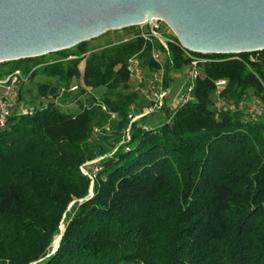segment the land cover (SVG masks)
Segmentation results:
<instances>
[{
    "label": "trees",
    "instance_id": "trees-1",
    "mask_svg": "<svg viewBox=\"0 0 264 264\" xmlns=\"http://www.w3.org/2000/svg\"><path fill=\"white\" fill-rule=\"evenodd\" d=\"M169 37L165 87L171 70L188 64L187 52L208 60L191 97L164 105L166 118L147 127L145 115L130 121L131 103L141 102L129 89L127 60L136 54L143 67L156 68L152 49L164 46L139 28L98 47L84 40L0 63V75L16 67L31 78L45 75L37 97H50L0 126V264H264V49L199 53ZM219 77L227 78L222 96L235 105L251 91L262 118L237 106L218 110ZM75 78L82 83L73 92ZM101 85L97 100L82 99L88 86ZM55 97L76 103L61 107ZM94 101L119 119L117 143L91 177L82 165L90 172L93 163L85 162L108 152L106 136L90 139Z\"/></svg>",
    "mask_w": 264,
    "mask_h": 264
},
{
    "label": "water",
    "instance_id": "water-1",
    "mask_svg": "<svg viewBox=\"0 0 264 264\" xmlns=\"http://www.w3.org/2000/svg\"><path fill=\"white\" fill-rule=\"evenodd\" d=\"M152 17L164 20L189 51L264 49V0H0V63L56 52Z\"/></svg>",
    "mask_w": 264,
    "mask_h": 264
},
{
    "label": "built area",
    "instance_id": "built-area-1",
    "mask_svg": "<svg viewBox=\"0 0 264 264\" xmlns=\"http://www.w3.org/2000/svg\"><path fill=\"white\" fill-rule=\"evenodd\" d=\"M160 18L152 17L150 22L147 21L141 23H147L145 29L139 28V34L142 36H155L164 46V50L159 48L152 49V57L159 63L156 67V76L154 79L147 80L144 72V67L141 63L140 57L136 54L131 55L127 60V68L129 71V84L132 85L133 89L137 90L139 93L143 94L148 103L142 105L137 113H129L130 121L139 118L142 115L153 112L155 109L160 108L165 103V97L168 93L167 89L163 87V60L161 59V53L165 56L169 55L168 41H174V38L164 35L157 30V23L154 24L153 20ZM140 24V23H139ZM190 60L187 64V75L184 82L183 88L173 96L172 106L175 107L182 104L188 98L191 97L192 88L194 86L195 80L201 74L200 63L202 61H207L206 56L195 55L187 52ZM32 78L30 77V71L25 72L21 68L16 67L5 74L0 75V126L6 124L8 117L15 111L19 113H31L35 110V106L45 105L50 97L40 96L37 102H25L21 99V91L25 85H27ZM227 78L219 77L214 80V94H215V105L218 110L221 108H242L246 111V115L249 118L255 119L259 114L261 107L259 105V100L255 96L252 98L251 102L246 104L245 101H241L237 105L234 102L226 100L222 96V91L226 85ZM78 87L77 83H71L68 87L70 90H76ZM55 101L58 102V97H55ZM100 105L104 110L108 112L110 117L116 116L117 112L115 110L107 108L105 103L100 102ZM133 107V105H131ZM109 126V123H108ZM147 127V125H144ZM94 132L99 131L98 126L93 127ZM129 126L126 128V135L128 136ZM89 161V160H88ZM86 161L85 163H87ZM83 169V165H82ZM84 170V169H83ZM84 172H86L84 170Z\"/></svg>",
    "mask_w": 264,
    "mask_h": 264
},
{
    "label": "rangeland",
    "instance_id": "rangeland-1",
    "mask_svg": "<svg viewBox=\"0 0 264 264\" xmlns=\"http://www.w3.org/2000/svg\"><path fill=\"white\" fill-rule=\"evenodd\" d=\"M153 22H154V24L157 23V30L159 32L163 33L166 36L172 35V33H173L172 30L168 27V25L166 24V22L164 20L157 19V20H153ZM146 26H147V23H140V24L126 26V27H122V28H118V29L108 30L99 36H96V37L89 39L88 40L89 45L91 47H98L100 45H103V44H106L109 42H113V41H116V40L121 39V38H127L133 34V31L135 29H137V28L145 29ZM160 54H161V59L164 60L165 59L164 53L160 52ZM84 61H85V59L78 61L79 62L78 66H79L80 70L83 69ZM144 72H145V76H146L147 80L154 79L156 76V68L144 67ZM186 75H187V64L183 65L180 68H173L171 70L168 86L165 87L163 84V87L166 88L168 91L166 97L164 98L165 103L163 104V106L155 109L153 112L145 114V118L142 121L143 124L155 125V124L159 123L160 121H163L166 118L167 115L165 113L164 105H167L169 107L172 106V98L174 95H176L183 88L184 82L186 80ZM45 80H46V77L43 74L34 75V77L30 80V82L27 85H25L24 88L22 89L21 95H20L21 99H23L25 102H28V103L37 102L39 100V98L37 97V82L45 81ZM49 80H51V82H53V83L58 82L55 78H51ZM73 83L79 84V83H82V80H81V78H75L73 80ZM59 89H60L59 90L60 91V95H59L60 97L59 98H63V96H64L63 92L66 90V87L61 83L59 85ZM105 89H106L105 86H102V85L97 86V87L88 86L87 87L88 93H86L85 95H83L81 97H82V99H85L84 100L85 102H88V101L90 102L89 96L92 94L94 97H96V100H97V98H99L101 96L102 92H104ZM129 89L135 90V89H133L131 84H129ZM135 91L138 92L137 90H135ZM73 92H75V90H73ZM86 95H88L87 96L88 98H85ZM253 97H255V96L250 91L248 94V97L243 98V100L247 104L248 102H251ZM59 98H58V102L61 103L60 104L61 107H67V106L73 107L74 104L76 103V102H71L68 100L61 101ZM144 101H145V103H144ZM100 102H102V101H96L95 102V105L99 110V113L95 116L94 123L91 126L90 139H99L102 136H106L107 139L105 140V145L108 148V152L104 153L103 155L96 156L87 162V164L93 163V169L90 172L87 170V167L85 165H83V169L91 177H93V171H96L98 168L96 162H98V160L100 158H102L104 155L111 153L110 151L114 148L115 144L117 143L116 139H115L116 134L114 133V130L116 128V122L119 119V116L116 115V116L110 117L108 112L102 108V106L100 105ZM139 102H141V104H143V105L148 103L146 98L141 93H139ZM141 104L140 103L136 104L135 102H132L131 105H133V107H131V105H130V113L131 114L137 113L139 111L138 108H140L142 106ZM259 105L261 107V110H260L259 114L255 117V119L262 118L263 106H262V103L260 101H259ZM108 123H109V126H108ZM94 126H98L99 131L94 132V130H93ZM126 128L127 127H125L124 132H126ZM122 139H123V137H122ZM124 264H143V263H141V262H129V263H124Z\"/></svg>",
    "mask_w": 264,
    "mask_h": 264
}]
</instances>
